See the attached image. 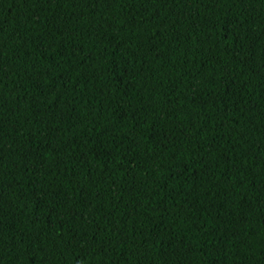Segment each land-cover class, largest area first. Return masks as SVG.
<instances>
[{
    "label": "trees",
    "instance_id": "obj_1",
    "mask_svg": "<svg viewBox=\"0 0 264 264\" xmlns=\"http://www.w3.org/2000/svg\"><path fill=\"white\" fill-rule=\"evenodd\" d=\"M0 264H264V0H0Z\"/></svg>",
    "mask_w": 264,
    "mask_h": 264
}]
</instances>
